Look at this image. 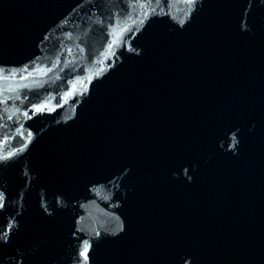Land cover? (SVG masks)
I'll return each mask as SVG.
<instances>
[{
    "label": "water",
    "instance_id": "1",
    "mask_svg": "<svg viewBox=\"0 0 264 264\" xmlns=\"http://www.w3.org/2000/svg\"><path fill=\"white\" fill-rule=\"evenodd\" d=\"M0 264H264V0H0Z\"/></svg>",
    "mask_w": 264,
    "mask_h": 264
}]
</instances>
